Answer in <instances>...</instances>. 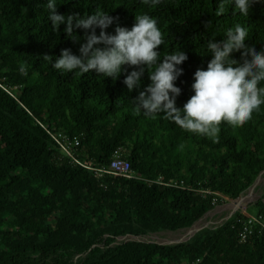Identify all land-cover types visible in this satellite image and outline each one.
Instances as JSON below:
<instances>
[{
	"label": "trees",
	"instance_id": "trees-1",
	"mask_svg": "<svg viewBox=\"0 0 264 264\" xmlns=\"http://www.w3.org/2000/svg\"><path fill=\"white\" fill-rule=\"evenodd\" d=\"M44 3L0 0V264H264V230L255 225L239 242L240 212L176 245L114 244L125 235L185 229L225 199L240 197L264 170V105L242 126L222 121L218 138L187 132L162 116L146 117L130 102L139 90L129 93L123 84L133 70L127 65L113 80L94 71L62 74L43 61L63 49L78 54L80 46L64 25L59 34L52 31ZM234 8L226 3L221 14L217 0H162L156 6L58 0L57 12H109L115 18L109 33L117 23L131 28L135 15L157 18L161 58L179 48L188 57L175 82L181 89L176 106L182 107L193 94V73L212 58L208 39L223 38L240 23L248 29L245 43L264 47V0L246 16ZM90 31L76 29L75 35ZM142 81L150 83L147 73ZM49 133L59 141L79 137L72 154L81 165ZM117 150L133 178L89 169L108 168ZM253 207L247 213L264 216L262 199Z\"/></svg>",
	"mask_w": 264,
	"mask_h": 264
},
{
	"label": "clouds",
	"instance_id": "clouds-1",
	"mask_svg": "<svg viewBox=\"0 0 264 264\" xmlns=\"http://www.w3.org/2000/svg\"><path fill=\"white\" fill-rule=\"evenodd\" d=\"M142 2L156 6L162 0ZM229 2L235 5L234 13L246 16L256 0H217L219 13L223 14ZM57 6L58 0H46L42 5L52 31L59 34L64 25L68 38L80 45L78 54L63 49L59 57L44 55L43 61L50 62L62 74L94 71L113 80L125 74L127 65L133 70L124 75L123 84L129 93L139 90L130 102L146 117L162 116L187 132L218 138L222 121L232 127L242 126L264 105V47L257 49L255 44H246L248 29L240 23L228 28L223 38L207 40L212 58L206 69L197 68L193 73V94L182 107H177L181 89L175 82L183 74L179 66L188 57L179 48L161 58L157 49L164 44V38L157 18L135 15L131 28L117 23L114 33H109L106 29L115 22L109 12L97 9L91 14H59ZM96 28L100 29L98 35ZM76 29L91 31L81 38L75 35ZM234 53L240 54L239 60L233 58ZM145 73L150 81L146 86L142 81Z\"/></svg>",
	"mask_w": 264,
	"mask_h": 264
},
{
	"label": "rangeland",
	"instance_id": "rangeland-1",
	"mask_svg": "<svg viewBox=\"0 0 264 264\" xmlns=\"http://www.w3.org/2000/svg\"><path fill=\"white\" fill-rule=\"evenodd\" d=\"M242 197L244 198L237 202L238 205L236 207L231 206L232 203H235V200L225 199L224 202L216 205L213 210L185 229L176 232L162 231L138 237L125 235L118 237L114 244L132 240L172 246L190 240L196 233L202 230L219 227L237 212H251L254 209L253 204L256 200H264V170L259 175L257 181L247 191L243 192L239 198Z\"/></svg>",
	"mask_w": 264,
	"mask_h": 264
},
{
	"label": "built area",
	"instance_id": "built-area-1",
	"mask_svg": "<svg viewBox=\"0 0 264 264\" xmlns=\"http://www.w3.org/2000/svg\"><path fill=\"white\" fill-rule=\"evenodd\" d=\"M49 135L51 136V138H53L60 145L63 152L67 156L72 158L75 163L80 164L73 157V154H72V149L76 148L79 145V142H80L79 137H73V138L68 140V138H66L65 136L59 135L63 138V141H61V140L59 141L51 133H49ZM86 168H89V167H86ZM89 169L95 170L96 172L102 173V174H110V175L128 178V179L133 178V174H132L129 162H128V160H126L123 157V154L120 150H117L114 152L113 158H112L108 168H106V169L89 168ZM155 183L160 184V185H164V186L168 185V184L160 182L159 180L156 181ZM243 214H244L245 218L239 220V222L241 223V225H240L241 230H240L239 235H238V240L241 243L245 242L247 240V238L253 233V228L255 225H257L260 228V230H264V216L249 214L245 211L243 212Z\"/></svg>",
	"mask_w": 264,
	"mask_h": 264
},
{
	"label": "bare ground",
	"instance_id": "bare-ground-1",
	"mask_svg": "<svg viewBox=\"0 0 264 264\" xmlns=\"http://www.w3.org/2000/svg\"><path fill=\"white\" fill-rule=\"evenodd\" d=\"M244 197H242V198H239V199H237V200H235V203H232V207H236L237 205H238V201H241L242 199H243Z\"/></svg>",
	"mask_w": 264,
	"mask_h": 264
},
{
	"label": "water",
	"instance_id": "water-1",
	"mask_svg": "<svg viewBox=\"0 0 264 264\" xmlns=\"http://www.w3.org/2000/svg\"><path fill=\"white\" fill-rule=\"evenodd\" d=\"M260 174H261V172L259 173V175H260ZM259 175H258V177H259ZM258 177L255 179V181H254L251 185H253V184L257 181ZM250 187H251V186H250ZM248 189H249V188H248ZM248 189H247V190H248ZM247 190H246V191H247ZM237 199H239V197L236 198V199H234V200H237ZM234 200H232V201H234ZM256 201H257V200H256Z\"/></svg>",
	"mask_w": 264,
	"mask_h": 264
}]
</instances>
